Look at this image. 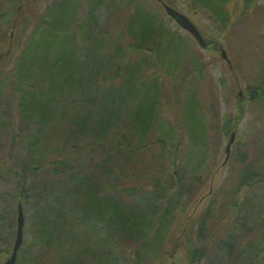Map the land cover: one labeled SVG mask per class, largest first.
I'll return each mask as SVG.
<instances>
[{"label":"trees","instance_id":"1","mask_svg":"<svg viewBox=\"0 0 264 264\" xmlns=\"http://www.w3.org/2000/svg\"><path fill=\"white\" fill-rule=\"evenodd\" d=\"M17 1L23 2L26 10L29 0ZM120 1L116 4L112 0L101 34L96 35L95 10L106 0H88L89 10L81 21L74 18L78 0H58L47 9L52 12L51 16L47 19L42 16L35 25L13 68V80L19 87L16 116L25 125L39 127L29 141V150L35 152L37 162L51 155L53 149L64 153L69 143V138H62L67 123L71 125L69 137L83 141H70L63 157L49 159L50 171L62 175L61 185L67 191L53 193L51 201H43L34 209L31 235L40 246L39 252L27 254L29 251L24 246L17 256V264H127L119 252L121 237L144 224L143 216L132 206L112 198L104 200L102 190L117 186L114 177L117 175L114 174L111 181L108 179L103 188L89 166L99 158L98 165L118 163L122 156L130 159L136 150L150 146L145 140L154 131L160 79L177 70L176 66H171L174 61L171 51L177 48L184 51L185 46L179 32L163 26L164 17L154 12L161 6H155L153 11L147 7L152 5L151 0ZM190 1L211 10L223 25L231 17L229 4L232 0ZM239 1L243 10L237 14L238 18L256 6V0ZM203 64L196 65L197 72L203 70ZM179 66L183 68L182 64ZM247 97V104L264 99V70L257 82L248 87ZM236 98L235 115L226 114L221 127L227 136L244 116L247 105ZM180 123L178 119L179 126ZM160 125L156 141L169 134ZM55 141L61 143L55 147ZM96 142L99 145L108 143V146L104 144L99 151L93 144ZM232 160L240 163L235 181L237 195L240 191L264 186V145L253 159L237 151ZM131 167H134L131 172V168L121 169V176L129 181L124 186L126 195L130 196L134 188L147 184H151L154 194L159 191L163 185L162 168L156 172L151 163L141 165V170L136 164ZM84 169H89V174L84 173L82 177ZM131 178L135 181L133 185ZM173 179L176 181L175 175ZM16 195L21 204L26 202L24 191L17 190ZM249 197L258 201L254 211L256 234L239 246L231 264L264 262V206L256 196L249 194ZM233 199L236 200L227 201L212 218V225L219 224L217 228L226 231L223 236L226 244L232 247L244 230L229 221L241 207L238 196ZM242 206L248 210L249 202ZM209 211L210 208L206 214ZM1 223L11 226L13 233L15 216L1 212ZM160 233L156 228L154 236L159 238ZM2 251L0 249V254ZM207 251V246H195L187 241L184 255L191 263L205 257ZM238 258H241L239 262Z\"/></svg>","mask_w":264,"mask_h":264},{"label":"rangeland","instance_id":"2","mask_svg":"<svg viewBox=\"0 0 264 264\" xmlns=\"http://www.w3.org/2000/svg\"><path fill=\"white\" fill-rule=\"evenodd\" d=\"M57 1L29 0L25 10L23 2L0 0L1 57L8 48L13 20L18 18L10 54L4 60L0 59V213L15 216L13 233L7 223L0 225V249L4 250L0 254V264L10 255L15 238L17 204H21L17 200V190L24 191L27 197L26 204H21L24 228L18 254L24 246L29 251L27 254H37L40 246L31 235L32 213L43 201H51L53 193L67 191L61 185L62 175H55L50 171L49 159L63 157L73 140L83 143L81 138L69 137L71 125L67 123L63 127L62 138H69V143L65 145L68 150L57 153L58 149H53L51 155L37 162L35 152L29 150V141L39 127L25 125L16 116L19 87L16 80H13V68L15 69L35 25L42 16L45 15V19L51 16L52 12L47 9ZM78 1L74 18L81 21L89 10V4L88 0ZM113 1L116 4L121 2ZM167 1L198 26L208 44L205 48L200 47L187 31L166 15L159 0H151L152 5L147 7L154 11L155 6H161V9H157L158 12H154L164 17L163 26L179 32L185 50L177 48L171 51L174 60L171 66H176L177 70L160 79L154 131L145 140L150 146L136 150L130 156L131 160L122 156L118 163L98 165L99 158L89 168L94 171L96 181L103 188H106L105 182L108 179L111 181L115 177L117 181V186L102 190L104 200L112 198L121 201L143 216L144 224L138 226V230L121 237L119 252L125 263L231 264L239 246L256 234L257 219L254 211L258 201L247 196H256L260 199V205L264 206V186L240 191L237 195L235 181L240 163L232 160V155L237 151H242L248 159H253L264 145V99L247 104L248 87L257 82L264 70V0H256V6L239 18L236 16L243 10V5L239 0H232L229 4L231 17L225 25L211 10L199 7V3L192 4L190 0ZM111 4L112 0H106L95 10L98 25L96 35L101 34L100 29L105 25ZM220 47L224 48L230 63L222 58ZM82 53L83 50L81 56ZM202 62L203 70L197 72L196 65ZM181 64L184 69L179 66ZM32 85L35 86L34 83ZM236 96L247 105L244 116L232 131L234 141L230 156L224 163L229 136L224 134L221 127L225 115L231 114L233 117L237 111ZM159 125L169 134L165 139L161 137L156 141L159 137ZM59 143L61 141H55L54 146ZM93 144L99 151L104 144L108 146V143ZM147 163H151L156 172L162 168V191L160 188L154 194L151 184H147L134 188L130 196L126 195L124 186L129 181L121 176V169L128 171L131 168V172L134 169L131 166L136 164L141 170L140 166ZM30 167L36 169H28ZM84 173L89 174V169L81 172L82 177ZM114 174L117 176L113 177ZM134 182L131 178L130 183L133 185ZM60 196L66 199L64 195ZM237 196L241 207L229 217V221H234L235 225L244 230L240 232V240L232 247L231 244H226L227 240L223 236L226 231L217 228L219 224L212 225V218L223 204L235 201L233 198ZM246 202H249L248 210L242 206ZM208 208L210 211L206 214ZM96 225L100 228L99 223ZM156 228L161 232L159 238L154 236ZM198 230L200 233H197ZM102 231L104 232L103 228ZM187 241L195 246H207L206 256L190 263L184 255ZM240 260L238 258L237 262Z\"/></svg>","mask_w":264,"mask_h":264},{"label":"water","instance_id":"3","mask_svg":"<svg viewBox=\"0 0 264 264\" xmlns=\"http://www.w3.org/2000/svg\"><path fill=\"white\" fill-rule=\"evenodd\" d=\"M164 8L168 13V15L171 16L182 28L189 31L201 45L204 44L203 38L201 37L197 27L192 23L191 20H189L188 17H186L184 14L180 13L179 11H177L176 9H174L173 7L167 4H164ZM221 54L224 58H227V55L223 49H221ZM233 141H234V132L230 134L228 143L225 148V152H226L225 161L229 157L230 148ZM22 228H23V213L21 207L19 206L18 217H17V230H16V237L13 246V251L10 258L7 259L3 264H15L16 253L22 241V232H23Z\"/></svg>","mask_w":264,"mask_h":264}]
</instances>
